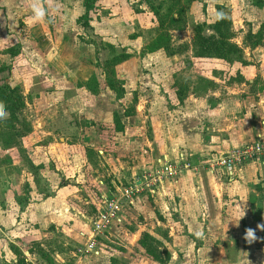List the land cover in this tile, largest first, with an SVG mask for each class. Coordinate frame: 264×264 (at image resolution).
Returning <instances> with one entry per match:
<instances>
[{
    "label": "rangeland",
    "instance_id": "374dc122",
    "mask_svg": "<svg viewBox=\"0 0 264 264\" xmlns=\"http://www.w3.org/2000/svg\"><path fill=\"white\" fill-rule=\"evenodd\" d=\"M84 1L90 5L87 10ZM249 1L81 0L78 21L74 18L68 29L78 38L75 54L67 44L50 50L52 45L46 43L47 55L41 56L34 42L42 33L49 35L46 28L31 35L18 22L14 28L20 35H12V26H2L0 68L5 70L0 72V86L16 88L23 105L15 109L10 128L0 127V264H223L222 249L202 246L205 234L214 239L217 234L205 232L199 202L195 207L198 215L189 210L191 216L185 220L180 210L185 201L168 193L184 172L197 173L200 166L210 167L226 153L206 150L204 158H189L178 148L165 150L169 152L164 156L159 146L147 144L157 136L153 113L181 105L178 91L184 93L182 100L192 96L198 98L197 107L208 108L222 94L227 97L237 90L233 81L241 79L240 66H251L254 70L249 77L261 79L264 7L249 6ZM76 2L72 0L71 7L76 8ZM261 2L264 5V0ZM45 10L46 18L52 15ZM218 11L229 22V41L241 50L242 62L227 63L218 53H195L199 47L194 39L196 27L202 26L203 35H211ZM45 23L39 28L46 27ZM104 30L112 33L105 35ZM18 46L19 54L11 58L7 49L17 50ZM120 53L128 58L112 66L113 73L108 74L103 69L105 61ZM53 62L63 67L65 74L56 76L50 70ZM70 69L78 71L81 78L93 73L87 82L69 87L73 83L68 78ZM32 70L39 73L37 81L44 80L42 87L33 82ZM53 77L60 81L48 82ZM109 81L121 87L122 97L110 89ZM123 117H133L128 126L139 127L138 131L126 134ZM33 127L38 134L31 136ZM195 139L198 144L199 136ZM50 142L54 144L52 152L47 146ZM180 155L192 159V165L181 166L177 177L154 189L152 196L143 192L131 206L125 205L121 223L111 224L106 233L96 237L98 255L74 256L92 231L95 204L101 197L153 171L157 159L166 157L179 166L185 159ZM186 221L193 223L188 224L191 232ZM7 231L15 245L7 247L10 253L4 247L8 245ZM143 234L161 243H152L157 254L149 253L139 242ZM191 234L196 239L190 238ZM166 253L171 259L165 260Z\"/></svg>",
    "mask_w": 264,
    "mask_h": 264
},
{
    "label": "crops",
    "instance_id": "0c3cea01",
    "mask_svg": "<svg viewBox=\"0 0 264 264\" xmlns=\"http://www.w3.org/2000/svg\"><path fill=\"white\" fill-rule=\"evenodd\" d=\"M71 1L39 0V4L50 11V15L52 14L51 16L47 15L48 20H46L45 15L46 24L44 19L39 22H33L31 19L32 4L36 0H0V35L4 31L2 30L3 25L13 27L10 31L12 35H20V31L14 26L21 22L30 31L31 35H34L39 29L42 32L46 30L49 34L47 36L42 33L43 35L40 38L37 37L38 39L34 42V49L39 51V55H47V49L44 47L46 43L52 45L50 50L54 49L53 46H59L62 43L67 44V47H71L72 53L75 54L78 48L74 42L78 38L70 35L71 32L68 29L72 26L74 18L76 22L78 21L82 6L81 0H77L76 8L71 7ZM69 5L71 8H69ZM247 5L252 6L250 1ZM236 8L240 9L242 6H236ZM110 21H113V19L111 18ZM110 21L108 19L105 25L108 26ZM43 23L47 26L39 28V24ZM28 25H31V27H28ZM95 31L98 32L94 30V33ZM104 33L109 35L112 31L104 30ZM239 69L241 79L237 82L233 81V87L237 90H233L227 97L224 94L219 95L221 96L220 99L215 100L211 106L208 105V108L197 107L198 98L189 96L182 100L181 105L174 104L172 108L166 111L154 112L151 119L154 122V133L156 132L157 136H155L154 141L148 142L147 145L159 146L160 152L163 153L161 155L164 156H167L166 154L170 150L176 151L178 148H183L185 150L183 151L184 155L189 156V158H194L193 156L204 158L203 153L206 154V150L227 153L231 149L240 148L255 141L259 136H264V74L261 72L259 74L261 79L256 80L249 77L251 70H254L251 66H240ZM50 70H53L56 76L61 75V73L65 74L64 68L59 67L54 62L50 65ZM68 71H70L68 78H71L73 82L69 81V87L87 82L92 75L91 73H93L91 72L88 76L81 78L78 77V71L75 72V69ZM33 72L35 75L33 82L42 87L44 80L42 81L40 78L41 81H37L36 77L39 76V73ZM74 77L75 80H73ZM62 79H64V76ZM59 81V77H53L48 82L57 83ZM31 84L35 86L33 83ZM44 95L42 93L40 99H43ZM62 96L65 97L66 95L63 93ZM33 99L34 101L40 100ZM159 99L163 100L162 97ZM231 101L234 104L231 105ZM63 102H66L65 98ZM64 114L70 117L69 113L64 112ZM130 119H133V117H123L124 122H122V125L126 134H133L139 128L128 126L127 121ZM203 129L205 134H202ZM36 134L38 133L33 127V132L30 135ZM45 134L51 136L49 133ZM197 136H199L198 144L195 143ZM53 145V142L47 144L49 152H52ZM165 150L169 151L165 153ZM191 162L192 159H190ZM207 166H200V168L206 167L203 172H200V168L197 173L184 172L176 182L170 185L171 193L168 194H175L177 198L185 201L184 205L180 207L185 220L188 219V216H191L189 210H192V215H198L195 207L199 202L198 205L201 206L200 216H202L201 223L205 224V232L213 231L212 233L217 234L215 239L214 236L207 237L205 234L202 239V246L222 249L223 264H264V231H257L256 236L258 239L251 244L243 239L246 228L255 229L257 224L264 223V159L247 162L235 168L228 175L225 173L212 174ZM224 176L227 178H224ZM166 184H168V181ZM239 206L244 208L245 215L239 220L238 225H234L239 218ZM186 223L188 232H191L188 224L192 226V221H186ZM210 225H214L215 228L213 226L209 227ZM1 229L0 227V246L2 244ZM30 233L33 234L32 231ZM6 235L9 236L6 238L8 245L4 247H6L5 251L10 253L9 244L15 245L10 240V231H7ZM29 238H31V241L35 240L34 237L28 235ZM190 238L196 239V235L191 234Z\"/></svg>",
    "mask_w": 264,
    "mask_h": 264
},
{
    "label": "built area",
    "instance_id": "2783aa9c",
    "mask_svg": "<svg viewBox=\"0 0 264 264\" xmlns=\"http://www.w3.org/2000/svg\"><path fill=\"white\" fill-rule=\"evenodd\" d=\"M179 157V156H178ZM185 158V159H182ZM164 158V157H163ZM179 159V158H178ZM181 164L176 166L168 161L166 157L157 159L153 165L154 170H150L143 174L140 178L132 180L128 185L116 187L114 192H109L106 197H101L98 204H95V218L92 221V231L87 235L86 244L77 250V254H95L98 255L95 239L100 234L108 231L111 224L118 225L122 221V208L126 205H132L133 200L141 196L143 192H148L151 196L154 189L160 188L165 182L177 177L183 169L189 167L190 161L188 157L180 155ZM264 159V136H259L255 141L244 145L240 148L231 149L225 155L213 162L212 166H208L211 173L231 174L232 171L243 164ZM208 165V164H207ZM85 236L86 233H82ZM62 264V263H60Z\"/></svg>",
    "mask_w": 264,
    "mask_h": 264
},
{
    "label": "trees",
    "instance_id": "16d2710c",
    "mask_svg": "<svg viewBox=\"0 0 264 264\" xmlns=\"http://www.w3.org/2000/svg\"><path fill=\"white\" fill-rule=\"evenodd\" d=\"M252 6H255L257 8L264 7L261 0H252L251 1ZM83 6L87 8L90 6L87 2L84 1ZM219 9V8H218ZM83 17L86 18V14L83 15ZM176 20H173V22L176 23ZM86 22V21H85ZM202 26H197L195 30V44L198 47V49L195 51V53L200 54H213L218 53L219 56L227 63H232L235 61L242 62L241 58V50L236 47L234 44L230 43L229 41V22L226 20V18L221 14L220 11L217 13V18L214 24L210 27V30L212 31V34L209 36H205L202 34L203 29ZM6 53L11 57H16L19 54V46L18 49L15 50L13 47L7 49ZM128 58V55H124L123 53L115 54L110 59H107L105 61V64L103 65V69L108 72V74H112L113 71L111 69L112 66H115L117 64L122 63L124 60ZM5 67L0 68V72L4 71ZM107 75V74H106ZM107 85L110 87V89L114 90L115 92L120 93V97L123 95V90L121 87H117L113 84V82L109 81ZM181 91H178L179 96V102H182V96L184 93H180ZM0 104H2L5 109L7 110V118L4 121H0V127L1 129L4 128H10V122L14 119V111L15 109H19L23 104L20 100V97L17 95L16 88H10L6 85L0 86ZM126 115H129L126 113ZM145 239L150 241V244H146ZM146 250L151 254H157L156 248L153 247L152 243L160 246L161 243L155 241L154 239L148 237L146 234L142 235V239L139 241ZM158 256V255H157ZM165 260L170 259L169 255L166 253ZM22 264V263H20Z\"/></svg>",
    "mask_w": 264,
    "mask_h": 264
},
{
    "label": "clouds",
    "instance_id": "9594fccd",
    "mask_svg": "<svg viewBox=\"0 0 264 264\" xmlns=\"http://www.w3.org/2000/svg\"><path fill=\"white\" fill-rule=\"evenodd\" d=\"M45 15H46L45 8L39 4V0H36V2L32 4L31 19L33 20V22H39L44 19ZM6 116H7V110L2 104H0V120H3ZM244 215H245L244 208L242 206H239V218L236 220L234 225H238L239 220L243 218ZM257 231H264V223L257 224L255 229L246 228L244 230L243 239L249 244L253 243L258 239V237L256 236Z\"/></svg>",
    "mask_w": 264,
    "mask_h": 264
}]
</instances>
